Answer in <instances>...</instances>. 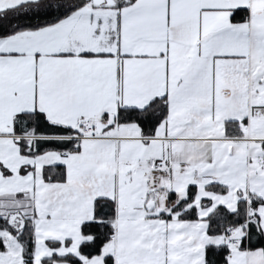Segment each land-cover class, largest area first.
<instances>
[{"label": "snow or ice", "instance_id": "snow-or-ice-1", "mask_svg": "<svg viewBox=\"0 0 264 264\" xmlns=\"http://www.w3.org/2000/svg\"><path fill=\"white\" fill-rule=\"evenodd\" d=\"M0 264H264V0H0Z\"/></svg>", "mask_w": 264, "mask_h": 264}]
</instances>
